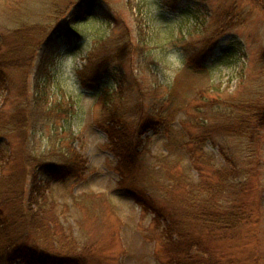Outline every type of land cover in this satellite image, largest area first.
<instances>
[{"label": "rangeland", "instance_id": "rangeland-1", "mask_svg": "<svg viewBox=\"0 0 264 264\" xmlns=\"http://www.w3.org/2000/svg\"><path fill=\"white\" fill-rule=\"evenodd\" d=\"M81 1L0 0V43L6 51L22 47L28 62L12 72L10 96L0 90V109L27 120L32 105L44 97L42 106L49 109L31 129L0 139L2 172L12 178L10 186L0 185L1 212L12 222L25 219L27 198L37 194L25 175L27 165L42 194L32 210L38 208L41 224L60 238L44 232L25 243L74 248L87 253L91 264H161L163 223L143 213L119 185L118 158L100 126L107 97L112 93L131 133L143 113L157 112L159 123L140 138L134 174L148 196L161 199V187L177 188L178 194L159 202L166 209L176 207L183 186L198 183L186 130L197 133L203 118L213 125L216 111L220 117L242 116L260 108L253 138H218L224 150L237 149V161L249 172L247 200L255 206L262 198L260 221L227 240L204 232L197 252L215 264H255L256 259L264 264V0H86L80 9ZM81 22L77 32H68ZM100 45L121 57L105 65L96 83L83 86L76 72L88 56L102 51ZM133 105L137 116L131 118L125 107ZM239 106L246 109L239 112ZM194 146L215 168L229 167L217 145ZM69 147L85 161L80 179H53L38 161L24 160L30 153L51 161ZM243 148L246 152H239ZM177 176L186 185L173 179Z\"/></svg>", "mask_w": 264, "mask_h": 264}, {"label": "trees", "instance_id": "trees-1", "mask_svg": "<svg viewBox=\"0 0 264 264\" xmlns=\"http://www.w3.org/2000/svg\"><path fill=\"white\" fill-rule=\"evenodd\" d=\"M86 0L79 2L78 7L82 9L85 6ZM90 16H92L90 14ZM83 25V22L70 26L68 32H77V28ZM116 27V25L114 26ZM76 37V36H74ZM49 41L54 39L49 36ZM50 42V43H51ZM55 42V41H54ZM3 43H0V90L7 91L10 96L12 90V72L24 69L27 62V57L24 55L22 47L17 44L10 50ZM102 51L91 54L87 57L84 66L77 70L76 76L83 86H90L96 83L99 77L105 70L107 63L119 60L120 52H113L108 47L100 45ZM39 68V71L42 70ZM104 70V71H103ZM38 83H34V91H38ZM45 89V85L43 87ZM43 96V95H42ZM117 97V96H116ZM118 101L119 99L116 98ZM44 97L39 100L37 105H32L30 115L26 116L27 120L21 117L18 113L15 116L5 111V107L0 109V139L8 137L16 132L27 131L35 125L31 126V122L35 123L40 117L48 115L49 109L47 106L43 108L42 103L45 101ZM112 93L107 97V106L105 108V115L101 121V128L107 135L110 142V151L118 158L115 172L119 176L120 188L126 195L130 196L134 203L140 207L143 213L151 214L153 221L159 225L163 223L161 230L160 250L163 256L161 264H215L210 259L203 258L197 252L202 249L203 240L200 234L206 232L208 236L218 237V234L230 239L235 235L237 230L244 227H249L256 224L260 217V202L257 201L255 206L248 203L247 196L251 190L248 187L247 169L242 168V165L237 161V149L234 152L224 150L219 143L218 138H253V125L261 122L262 116L260 108H255L253 112L239 116L237 113L225 117H220V112H215V122L213 125L207 119H201L200 124L196 127L197 133L187 132L189 142L185 144L190 151V160L193 169L198 175V183L192 187L183 186L179 199L176 201L174 209H166L162 205V200L170 199L173 194L177 193V188L173 185H166L161 187L163 197L161 199L146 195L144 189L137 185V178L134 174L135 168L139 164L138 146L140 138L148 128L157 125L160 119L155 120L154 109L150 108V114L146 115L144 120L134 126L136 132L131 133L127 125L123 123V112L117 111L112 104ZM136 105L125 107L128 110V116L133 118L137 116ZM237 108V107H236ZM246 109L242 106L238 107L239 112ZM233 117L235 119H233ZM29 125V126H28ZM31 126V127H30ZM195 130V129H194ZM210 141L217 145L218 150L222 156L225 157L229 163L227 168H215L205 159L201 149L195 148V143ZM194 146V147H192ZM239 152H246L241 149ZM201 154V157L197 155ZM250 154V152H248ZM12 155V152L10 153ZM25 163L39 162L44 171H46L53 179H63L64 177H71L74 179L81 178L85 173V161L82 157L69 147L67 150L60 152L57 158L51 161H43V156L36 157L30 153L24 155ZM10 157V155H9ZM9 160L5 162L8 163ZM3 165L0 164V185L10 186L12 178L5 177L2 172ZM25 165V175L31 179L30 189L37 192L36 198L32 200L28 197L29 208L22 213L25 214V219L16 222L9 220V216H5L0 210V264H14L22 261L25 264H91L86 261L88 254L84 252H77L72 248L58 247V249L47 248L35 242L34 244L25 243L33 236L36 241L39 237H43L42 233H49L50 236H59L58 232L50 230L47 224L42 225L39 218V210L33 212L32 206H38L36 199L38 194L41 198L39 187L35 181L34 175L31 176ZM173 174H169L171 178ZM178 184H185V180L179 176L173 178ZM178 186V185H177ZM7 187L6 189H10ZM2 198L0 197V201ZM0 203V209L2 207ZM34 207V206H33ZM18 211V210H16ZM20 211V210H19ZM21 217L20 214L14 215ZM28 222V223H27ZM221 238L222 240H225ZM194 247H197L194 249ZM85 255V256H84ZM160 259V258H159ZM255 264H261L259 259L255 260Z\"/></svg>", "mask_w": 264, "mask_h": 264}]
</instances>
